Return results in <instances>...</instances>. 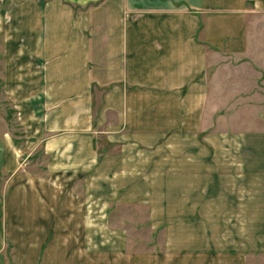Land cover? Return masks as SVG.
<instances>
[{"label": "crops", "instance_id": "0c3cea01", "mask_svg": "<svg viewBox=\"0 0 264 264\" xmlns=\"http://www.w3.org/2000/svg\"><path fill=\"white\" fill-rule=\"evenodd\" d=\"M0 36V264H71L114 204L206 229L146 264L264 259V0H0Z\"/></svg>", "mask_w": 264, "mask_h": 264}, {"label": "rangeland", "instance_id": "374dc122", "mask_svg": "<svg viewBox=\"0 0 264 264\" xmlns=\"http://www.w3.org/2000/svg\"><path fill=\"white\" fill-rule=\"evenodd\" d=\"M1 44L2 40L0 36V62L2 61ZM256 103H258V100ZM13 104V101L5 97L0 81V130H3L7 126L17 146L21 148L26 141L25 131L24 127L21 126L17 110ZM262 104L263 123L261 125L262 127L260 126V130H262V142L264 143V98ZM246 129L248 128L246 127ZM232 155L238 156L237 150H232ZM38 157L39 155H36L34 159L36 160ZM31 159H33V157ZM235 160L236 158L231 159L232 164L230 165V173L232 174H237L239 171L238 163ZM35 164V161L28 164L27 169L38 173L42 172V168ZM261 168V175H264V161L262 162ZM5 179V177H2L1 182H4ZM105 191L107 190L104 189V192ZM87 214L89 215V213ZM103 220L104 226L102 227H72L70 229L71 264H113L116 261L111 259L113 257L115 258L116 254L120 255L121 253H124V255L121 256L124 257V259L120 258L117 261L118 264H146V255L154 252L153 250L155 247L158 248L160 239L178 234L181 236H189L190 234H198L206 230L200 228L152 227L150 225L154 222L149 221L146 206L143 205L118 206L114 204L108 208ZM238 230L242 231L244 229ZM219 231L222 234L226 232L224 236H229L232 233V228H223L219 229ZM248 232L252 231L248 229ZM81 237H85V243L79 240ZM133 254L135 257L133 261L127 259ZM258 263L264 264V259L261 261L256 259L248 261V264Z\"/></svg>", "mask_w": 264, "mask_h": 264}]
</instances>
